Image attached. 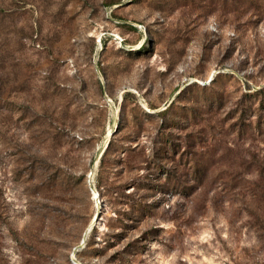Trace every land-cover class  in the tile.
<instances>
[{"label":"rangeland","instance_id":"rangeland-1","mask_svg":"<svg viewBox=\"0 0 264 264\" xmlns=\"http://www.w3.org/2000/svg\"><path fill=\"white\" fill-rule=\"evenodd\" d=\"M0 264H264V0H0Z\"/></svg>","mask_w":264,"mask_h":264},{"label":"trees","instance_id":"trees-1","mask_svg":"<svg viewBox=\"0 0 264 264\" xmlns=\"http://www.w3.org/2000/svg\"><path fill=\"white\" fill-rule=\"evenodd\" d=\"M189 86H190V85H189ZM189 86H186L185 88L181 89V91L179 92V94H182V93L186 92L187 89L189 88ZM179 94H178V95H179ZM165 111H166V110H165ZM109 146H110V144H108L107 147H106V149L104 150V152H103V154H102V158L104 157V154H105L106 151L108 150ZM163 152H166V151L163 150ZM145 210H146V208H145Z\"/></svg>","mask_w":264,"mask_h":264},{"label":"bare ground","instance_id":"bare-ground-1","mask_svg":"<svg viewBox=\"0 0 264 264\" xmlns=\"http://www.w3.org/2000/svg\"><path fill=\"white\" fill-rule=\"evenodd\" d=\"M97 199H98L97 194L95 192H93V200H97Z\"/></svg>","mask_w":264,"mask_h":264},{"label":"water","instance_id":"water-1","mask_svg":"<svg viewBox=\"0 0 264 264\" xmlns=\"http://www.w3.org/2000/svg\"><path fill=\"white\" fill-rule=\"evenodd\" d=\"M107 147V146H106Z\"/></svg>","mask_w":264,"mask_h":264}]
</instances>
